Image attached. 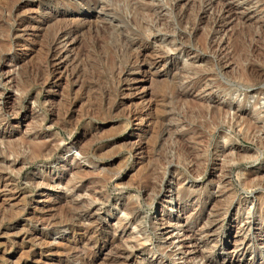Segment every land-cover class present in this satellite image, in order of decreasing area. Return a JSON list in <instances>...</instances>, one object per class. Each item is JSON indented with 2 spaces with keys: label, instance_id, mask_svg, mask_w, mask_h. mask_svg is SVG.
Returning <instances> with one entry per match:
<instances>
[{
  "label": "rangeland",
  "instance_id": "obj_1",
  "mask_svg": "<svg viewBox=\"0 0 264 264\" xmlns=\"http://www.w3.org/2000/svg\"><path fill=\"white\" fill-rule=\"evenodd\" d=\"M0 264H264V0H0Z\"/></svg>",
  "mask_w": 264,
  "mask_h": 264
},
{
  "label": "bare ground",
  "instance_id": "obj_2",
  "mask_svg": "<svg viewBox=\"0 0 264 264\" xmlns=\"http://www.w3.org/2000/svg\"><path fill=\"white\" fill-rule=\"evenodd\" d=\"M75 33V32H74ZM64 39V38H63ZM56 55V54H55ZM58 55H59V53H58ZM140 68V67H139ZM251 71V70H250ZM62 229V228H61ZM67 230V229H66ZM64 232V231H63ZM66 232V231H65Z\"/></svg>",
  "mask_w": 264,
  "mask_h": 264
}]
</instances>
